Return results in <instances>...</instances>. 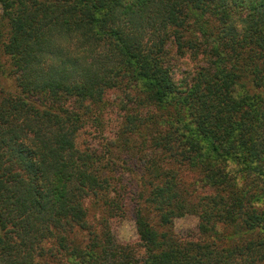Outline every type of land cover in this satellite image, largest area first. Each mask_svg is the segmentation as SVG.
Returning <instances> with one entry per match:
<instances>
[{
	"label": "trees",
	"instance_id": "obj_1",
	"mask_svg": "<svg viewBox=\"0 0 264 264\" xmlns=\"http://www.w3.org/2000/svg\"><path fill=\"white\" fill-rule=\"evenodd\" d=\"M0 6V264H264V209L247 203L264 195V0ZM174 46L177 65L196 62L185 91ZM128 85L157 113L122 121L124 152L115 143L103 155L82 149L106 93ZM129 148L144 152L136 246L95 226L86 203L100 196L104 213L118 210L115 174L129 172L119 162ZM202 150L227 155L211 158L205 182L223 193L195 207L186 178ZM186 214L201 219L199 239L173 232Z\"/></svg>",
	"mask_w": 264,
	"mask_h": 264
},
{
	"label": "rangeland",
	"instance_id": "obj_2",
	"mask_svg": "<svg viewBox=\"0 0 264 264\" xmlns=\"http://www.w3.org/2000/svg\"><path fill=\"white\" fill-rule=\"evenodd\" d=\"M2 15V7L0 6V16ZM175 58V69L177 71V79L181 81H185L184 79L188 77H195L197 74V70H194L196 62L190 59H187L182 63V65H177V61L179 59L178 49L174 46L173 52L171 53ZM1 60V59H0ZM3 61V60H2ZM193 63V65H192ZM194 80H188L187 87L183 88L185 91L188 87L193 84ZM123 90L112 89L108 91L105 95L106 105L102 110L100 121L92 120V123H89L88 127L82 131L80 139V146L82 149H86L89 146L92 147L93 150H96L99 154H106L112 151V147L108 143H115V148L120 152H124L126 150V146L124 145V136L122 133V121L126 118L132 117L131 114H143V115H151L156 114V110L153 107H140L138 102L136 101V97L134 93H140V88L134 87L133 85L126 86ZM98 123L101 124V128H99ZM183 127V125H181ZM129 136V135H127ZM130 137V136H129ZM196 139H198L196 137ZM199 140V139H198ZM79 142V141H78ZM122 144L125 146L121 148ZM145 149H143L144 151ZM156 156V155H155ZM226 153L221 155H217L214 157L212 154L208 152H204L202 150V155L198 160L197 168L198 170H194L190 172V175L187 176V181L193 187H190L194 194V202L196 205H203V201L201 199H205L210 196H215L217 192L223 193L222 190H216L217 188L213 185L212 187L207 186L205 182L207 181V165H209L212 159L217 161V164L220 163L224 158H226ZM205 157V158H203ZM157 158V157H155ZM212 158V159H211ZM144 160V152L139 150H134L129 148V153L124 154L119 160L120 163H123L124 167L128 169L129 172L126 174L116 173L115 176L118 179H121V184L118 190L117 197L119 198L120 203L118 204V210H110L107 207L108 211L102 210V207H98L100 204V196L99 197H91L86 201L87 207L89 209V218L90 221L95 224V226L99 227L103 226L104 228L107 226L108 230H110L114 241L122 245H134L139 244V235L137 232L136 226V209L137 203L141 199L140 193L138 190V178L143 176L142 161ZM205 161V162H204ZM205 164H204V163ZM126 165V166H125ZM113 167V166H112ZM114 168V167H113ZM227 168L231 172V178L238 177V174L235 173L238 170V167L235 164H227ZM118 175V176H117ZM215 175V173H213ZM149 179H152L151 175H149ZM261 177H254L253 182H261ZM237 181V180H236ZM248 183V181H247ZM249 180V184H250ZM254 189L255 186L253 187ZM220 193V194H221ZM222 195V194H221ZM250 196L255 199V197H260L259 200H249L247 198V203L249 205V209H256L261 211L264 209V195L260 194V192H253ZM223 196V195H222ZM123 206V207H122ZM247 209V207H245ZM233 210V208H231ZM239 210H235L232 213H235ZM196 213V212H194ZM230 213V218L232 219L233 215ZM117 216H113V215ZM224 214V213H222ZM96 215V216H95ZM155 219L154 222H159L160 212L154 214ZM96 217V218H95ZM104 217V219L102 218ZM99 220V222H98ZM101 223L102 225H100ZM202 221L198 217L197 214H186L185 216H181L176 218L173 225V232L180 238L185 240H196L200 238V225ZM99 225V226H98ZM219 229L222 231H231L232 227L229 225H225L224 227L220 224L218 225Z\"/></svg>",
	"mask_w": 264,
	"mask_h": 264
}]
</instances>
